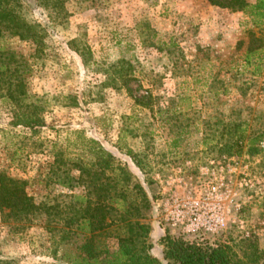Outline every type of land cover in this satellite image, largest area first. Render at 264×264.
Wrapping results in <instances>:
<instances>
[{"label": "rangeland", "instance_id": "374dc122", "mask_svg": "<svg viewBox=\"0 0 264 264\" xmlns=\"http://www.w3.org/2000/svg\"><path fill=\"white\" fill-rule=\"evenodd\" d=\"M22 1L26 17L45 28L43 53L29 56L27 44L7 36L0 44L24 57L23 103L41 108L45 126L36 134L13 127L16 105L0 100V173L26 180L36 204L59 207L24 224L0 213V264H70L60 259L67 246L59 240L73 227L70 196L83 187L56 184L49 164L51 143L59 147L76 131L115 157L132 176L130 188H141L121 208L139 206L141 216L125 217L147 225L150 254L159 256L158 236L169 232L238 255L249 239L264 258V137L255 156L229 148L236 125L244 123L247 135L264 131V18L256 26L248 8L206 0H63L64 18L51 22L36 0ZM171 199L202 228L167 224ZM119 233L115 226L94 233L99 251L115 252Z\"/></svg>", "mask_w": 264, "mask_h": 264}, {"label": "trees", "instance_id": "16d2710c", "mask_svg": "<svg viewBox=\"0 0 264 264\" xmlns=\"http://www.w3.org/2000/svg\"><path fill=\"white\" fill-rule=\"evenodd\" d=\"M206 1L211 6L230 11H244L248 8L254 25L259 26L263 22L264 0H255L253 4L246 0ZM36 5L48 12L47 17L51 22H60L66 14L63 0H36ZM27 10L22 0H0V40L6 36L17 39L28 45L29 56L40 57L45 48V28L29 20L26 17ZM253 53L250 51L246 54V62H249ZM26 71L24 57L0 44V100L16 105L12 113L13 127L27 128L31 134H36L45 126V122L42 110L37 104L23 103L26 95L24 76ZM235 127L236 134L229 148L235 147L240 150L245 147L250 156L259 154L258 144L264 137L263 129L247 135L244 123ZM35 143L40 141L37 140ZM41 146L35 145L36 148ZM51 148L53 161L49 166L52 175L57 178L55 183L67 187L71 192L83 187V193L75 191L70 196L71 204L73 202L74 205H71L72 216L67 218L69 220L67 223L73 227L66 237L59 240V243L65 242L67 246L60 257L61 260L70 264H264V258L258 251L256 243L249 239L242 242L246 249L238 255L228 246H213L205 240L188 242L169 232L158 236V242L163 249L159 256H153L149 252L152 245L145 243L149 232L147 225L128 221L125 217L131 215V212L141 216L139 206L130 203L126 209L121 208L122 204L127 203L132 189L139 186L134 185L130 188L132 176L116 162L115 157L98 141L84 137L80 131L74 132L73 139H65L64 144L59 147L58 144L51 143ZM127 155L133 157L131 151H127ZM85 157L89 158V161L84 162ZM59 171L61 175H58ZM75 171L78 172L77 176L73 174ZM107 171L113 172L114 178L105 177ZM27 186L26 180L0 173V213H4L15 223L24 224L40 213L59 207L56 205L50 208L44 203L36 204L33 196L27 192ZM142 196L143 209H150L144 192ZM76 204H80V207L77 208ZM243 209L244 207H241L240 211ZM112 226L121 228L122 232L116 236L117 250L112 253L99 251L94 241V233L104 232ZM77 231H84L91 236L78 239ZM74 244H76L74 249L78 253L71 250Z\"/></svg>", "mask_w": 264, "mask_h": 264}, {"label": "built area", "instance_id": "2783aa9c", "mask_svg": "<svg viewBox=\"0 0 264 264\" xmlns=\"http://www.w3.org/2000/svg\"><path fill=\"white\" fill-rule=\"evenodd\" d=\"M168 209L163 216V220L171 227L184 226L182 231L193 232L202 228L200 221L195 218V214L188 213L186 205L178 199H171L168 202ZM221 221V220H220Z\"/></svg>", "mask_w": 264, "mask_h": 264}]
</instances>
